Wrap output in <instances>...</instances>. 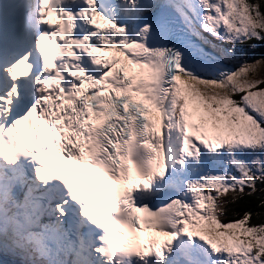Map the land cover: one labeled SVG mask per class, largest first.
Wrapping results in <instances>:
<instances>
[{
    "label": "snow or ice",
    "instance_id": "1",
    "mask_svg": "<svg viewBox=\"0 0 264 264\" xmlns=\"http://www.w3.org/2000/svg\"><path fill=\"white\" fill-rule=\"evenodd\" d=\"M262 47L264 0H0V264H264Z\"/></svg>",
    "mask_w": 264,
    "mask_h": 264
},
{
    "label": "trees",
    "instance_id": "2",
    "mask_svg": "<svg viewBox=\"0 0 264 264\" xmlns=\"http://www.w3.org/2000/svg\"><path fill=\"white\" fill-rule=\"evenodd\" d=\"M263 51H264V49H263ZM235 209H236V212L238 214H242V212L244 210H250L253 213L260 211V209L256 207V202L255 201L249 202V204H247V205H245L244 203L238 204V205L235 206ZM229 218H231L230 215H229ZM260 219L264 220V216H261ZM253 222L254 223L257 222L255 217L253 218Z\"/></svg>",
    "mask_w": 264,
    "mask_h": 264
},
{
    "label": "rangeland",
    "instance_id": "3",
    "mask_svg": "<svg viewBox=\"0 0 264 264\" xmlns=\"http://www.w3.org/2000/svg\"><path fill=\"white\" fill-rule=\"evenodd\" d=\"M262 48H264V47H262ZM260 51H261L260 48L257 49V52L255 53V55H258ZM254 78L255 79H264V64L257 65Z\"/></svg>",
    "mask_w": 264,
    "mask_h": 264
}]
</instances>
